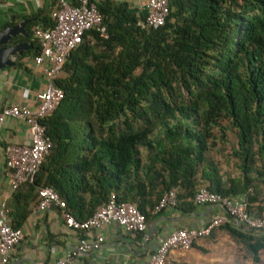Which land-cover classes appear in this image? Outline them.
Masks as SVG:
<instances>
[{
  "label": "trees",
  "instance_id": "obj_1",
  "mask_svg": "<svg viewBox=\"0 0 264 264\" xmlns=\"http://www.w3.org/2000/svg\"><path fill=\"white\" fill-rule=\"evenodd\" d=\"M167 1L165 24L148 31L135 26L144 11L96 1L108 38L90 32L55 79L63 99L41 120L52 147L33 182L6 203L12 228H22L44 187L78 222L114 194L135 204L148 224L145 207L152 213L166 191L176 188L178 206L191 209L200 186L224 197L249 191L251 216H263L264 0ZM22 24L25 35L10 43L25 44L33 60V27L54 22L36 14ZM222 121L236 135L237 178L224 177L208 158L225 142ZM221 227L259 262V231Z\"/></svg>",
  "mask_w": 264,
  "mask_h": 264
},
{
  "label": "built area",
  "instance_id": "obj_2",
  "mask_svg": "<svg viewBox=\"0 0 264 264\" xmlns=\"http://www.w3.org/2000/svg\"><path fill=\"white\" fill-rule=\"evenodd\" d=\"M98 0H56L50 19L53 28L33 27V38L39 47V54L33 59L36 67H41L47 80L46 88L37 95V106L34 110L25 105H11L0 112V126L7 120L19 121L27 128L24 143H9L2 147L4 175L12 195L23 184L33 182L38 170L48 156L52 144L46 136V129L41 120L50 116L63 99V92L54 85L70 54L82 44L84 39H91L90 32L100 39H107L108 34L103 17L97 9ZM142 11L145 15L135 24L141 31L162 27L168 17L167 0H146ZM193 202L197 205L218 206L222 213L215 215L201 228L180 229L172 232L158 246L146 264H187L171 257L173 251H188L194 243L209 237L212 232L231 224L242 226L246 230H264V214L253 217L249 212V191L234 197H224L212 192L205 186L198 187ZM178 205L176 188L166 191L152 213L159 214ZM57 210L64 225L78 233L75 246L62 258L49 264H78L80 258L98 251L104 244L102 228L117 225L125 233L142 234L148 229L144 215L137 206L130 202H120L111 194L106 203L96 208L93 215L78 222L66 212L65 201L50 187L37 190V200L32 213L44 214ZM24 239L22 229H14L6 210V203L0 204V264H6L15 249Z\"/></svg>",
  "mask_w": 264,
  "mask_h": 264
},
{
  "label": "crops",
  "instance_id": "obj_3",
  "mask_svg": "<svg viewBox=\"0 0 264 264\" xmlns=\"http://www.w3.org/2000/svg\"><path fill=\"white\" fill-rule=\"evenodd\" d=\"M115 1L126 2L138 10H142L146 3V0ZM54 3V0H0V31L6 26L20 25L25 18L36 14L49 17ZM10 42L9 46L18 45ZM10 60L12 65L0 68V112L11 105H25L34 110L37 95L47 85L42 68L34 66L27 49L11 56ZM27 133V128L19 121L7 120L5 125L0 126V204L7 203L11 197L4 175L1 149L9 143H24ZM191 203V209L185 206L187 211L181 202L179 206L159 214L151 213V207L146 206L148 229L142 234L125 233L114 224L102 228L104 244L98 251L80 258L78 264H146L160 243L172 232L201 228L213 216L222 213L218 206ZM21 229L24 239L6 264H49L62 259L80 236L64 225L57 210L44 214L31 212ZM257 233L264 236V230ZM170 255L187 264L264 263L263 252L259 254V262L255 263L245 247L222 227L215 229L209 237L197 240L190 250L173 251Z\"/></svg>",
  "mask_w": 264,
  "mask_h": 264
},
{
  "label": "rangeland",
  "instance_id": "obj_4",
  "mask_svg": "<svg viewBox=\"0 0 264 264\" xmlns=\"http://www.w3.org/2000/svg\"><path fill=\"white\" fill-rule=\"evenodd\" d=\"M61 75L62 73H60V76ZM221 125L227 128L225 142L222 143V141L219 139L217 141V145L213 147L212 150L208 153V158L213 159L216 162L218 168L220 169L224 177H238L239 161L233 156V151L236 147L237 141L236 135L231 129L229 130L228 122L222 121ZM261 187L262 188L259 196V199L261 201L260 207L264 208V184L261 185Z\"/></svg>",
  "mask_w": 264,
  "mask_h": 264
},
{
  "label": "water",
  "instance_id": "obj_5",
  "mask_svg": "<svg viewBox=\"0 0 264 264\" xmlns=\"http://www.w3.org/2000/svg\"><path fill=\"white\" fill-rule=\"evenodd\" d=\"M19 35H25L23 24L11 27L6 26L0 31V68L12 65L10 57L27 49L25 44L9 46L10 40Z\"/></svg>",
  "mask_w": 264,
  "mask_h": 264
}]
</instances>
